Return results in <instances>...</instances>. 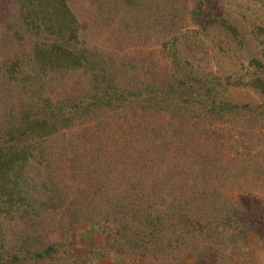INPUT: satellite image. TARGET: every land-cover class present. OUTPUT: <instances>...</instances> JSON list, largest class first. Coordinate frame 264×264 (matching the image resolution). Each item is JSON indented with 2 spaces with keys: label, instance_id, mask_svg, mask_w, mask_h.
<instances>
[{
  "label": "trees",
  "instance_id": "obj_1",
  "mask_svg": "<svg viewBox=\"0 0 264 264\" xmlns=\"http://www.w3.org/2000/svg\"><path fill=\"white\" fill-rule=\"evenodd\" d=\"M190 1L193 7L189 10L187 0L119 1L118 8L122 13L118 11L119 21L116 28L107 33V37H110V41L117 40L119 44L133 46V40L138 39L139 35L143 36V31L145 35L155 24L162 25L156 37H171L170 46L164 48L170 59V67L158 69L151 60L145 63L141 59L137 63V60L125 59L123 62L124 58L118 59L114 57V52H106L102 47L87 40L88 34H91V37L98 36L95 30L100 26L88 28L84 23H79L74 11L68 6L71 0H11L8 8L13 10L10 13L11 20L16 24L12 23V26L8 23L6 27L8 26L9 30L0 40V215L9 216L10 222L17 221L21 227L14 239L6 242V248L0 226V264H28L26 261L44 264L52 254H68L69 250L76 254L75 259H72L76 261L71 264H84L78 259L83 258L86 253L89 237L93 238L96 234L100 240L92 241L93 251L102 252L106 261L123 255L138 257L142 261L141 264H157L158 254L171 256L169 252H173L172 244L170 240L167 244L163 243L165 238L162 240L164 235L163 230H160V225L165 219L155 214L150 215L156 193L146 192L142 185L135 188L134 193L130 186H125L121 192L115 193L111 185L115 182L112 179L115 176L112 175V168H108L104 161H100L101 177L90 176L91 171L80 177L82 170L90 163H84L81 150L77 143H74L76 140H73L69 154L78 165H74V170L71 171L75 174L69 179L76 184L74 188L76 187L78 193L74 194L79 199L66 209L65 229L68 231L58 233L59 240L42 241L41 236L35 233L41 230L42 225L37 216H33L31 203L37 200L39 195L42 198L37 202L41 208L56 209L57 200L62 201L63 198L48 193L49 182L53 181L54 189L60 187L56 185L62 182L59 179L52 180L49 172L45 174L47 181L42 182V170L48 167L56 169V154L49 152L46 156L40 155V159L37 154L36 158L35 148L38 143L33 142L43 140L44 134L54 136L60 128L69 127L74 122L72 116H76L77 120H83L89 114L95 117L134 98L135 102L141 99L139 102L142 104V110H150L149 117L155 123L161 116L182 121L187 116L186 122L194 118L191 123H195L200 110L207 117L214 115V118L218 119L241 107L228 99L225 94L227 85L247 84L264 93V25L255 22L250 24L247 30L241 21L221 9L223 0H219L218 9L215 6L217 0ZM187 18L194 21L204 18L206 25L202 28H199V25L198 30H191L186 25ZM213 26H216V29H213ZM217 30L220 32L216 33ZM29 33L35 35L36 42L31 47L23 48V37ZM195 33H202L209 38L207 40L215 50H210L208 58L215 59V69L219 73L212 69L211 63L206 60L207 56L202 58V61L195 62L186 55L183 48L188 44L189 37ZM214 36L217 38L216 42ZM236 51L246 54V60H238L234 56ZM237 63L241 69L246 67V71L235 74L233 68ZM67 69L89 74V87L85 92H69L70 95H76H69L63 100L59 95L51 93L47 98H43V101H36L30 109L19 105V102L9 101L13 87L9 85L40 84L43 80L47 81L45 78L48 75H51L49 79L54 80L55 76H61ZM250 69L253 70V75L245 81V74H251ZM142 71L147 73L148 77L141 74ZM133 73L147 79L138 82L136 77L130 76ZM57 88L55 84L56 91ZM130 94L134 98H130ZM146 104L149 105L148 109L143 106ZM242 107L248 108L254 119L247 118L249 123H262L263 113L253 110L249 105L243 104ZM180 111H184L183 114L179 115ZM140 125L141 123L135 126L127 122L125 129L131 136H136ZM195 130L198 131L197 123ZM207 131L210 130L205 128L204 133ZM222 132L223 129L216 133L217 139L221 136L227 142L230 140L235 141V144L239 143L240 135L230 131L223 135ZM191 137H194L193 132ZM246 139L247 141H241L243 145L252 143L259 146V152L263 153L258 135ZM57 148L59 153L63 149L59 145ZM43 163L45 166L41 169ZM71 164L74 162L71 161ZM88 181L92 184L96 182L97 186L91 188ZM263 208L255 207L252 215L253 217L255 213L254 223H262ZM242 209L246 210L245 207ZM241 212L244 214L246 211H235L234 214L239 215ZM167 217L168 215H165V218ZM231 220L236 222L238 219L234 221L228 214L224 222L229 224ZM29 222L33 223L32 229H22ZM243 222L244 219L238 223ZM78 223H87L88 226L82 233L76 234L72 229ZM190 225L198 231L203 228L197 220L190 221ZM44 232L46 233V230L42 233ZM63 240L66 241L64 244ZM79 242L84 243V254L81 248L78 251L74 249ZM150 253L154 254L151 259L148 257ZM92 260L96 262L97 258L92 257Z\"/></svg>",
  "mask_w": 264,
  "mask_h": 264
},
{
  "label": "rangeland",
  "instance_id": "obj_2",
  "mask_svg": "<svg viewBox=\"0 0 264 264\" xmlns=\"http://www.w3.org/2000/svg\"><path fill=\"white\" fill-rule=\"evenodd\" d=\"M119 1L124 0H71L68 6L72 12L74 11L79 23H84L88 28L100 26L95 30L98 36L91 37V34L86 36V39L94 45L102 47L106 52L109 50L114 52V57L124 58L123 62L126 61L125 59H134L137 63L141 59L145 63L151 60L158 69L160 67L169 68L170 59L166 49L170 46L171 37L166 39L156 37L162 25L152 26L153 28L145 34L147 37L143 31L141 34L143 36L139 35L138 39L133 40V46L119 44L117 40L110 41V37H107V33L116 28L120 17L119 12L122 13L118 8ZM223 2L221 9L228 11L236 20L241 21L247 30L250 28L248 26L255 22L264 25V0H223ZM10 3L11 0H0V40L9 30L6 25L16 24L14 20H11L10 13L13 10L8 8ZM218 3L219 0L215 3L217 9L220 8ZM187 4L188 10L192 9L190 0H187ZM186 25L191 30H198L206 25V21L204 18L199 21L187 18ZM213 29H216V26H213ZM189 39L188 44L183 45L186 55L195 62L202 61V58L207 56L206 60L208 59L211 63L212 69L219 73L215 69V59L208 58L211 54L210 50H215L207 40L209 38L202 33H195ZM213 39L216 42L215 36ZM35 42V35L29 33L23 37L22 46L23 48L31 47ZM234 56L238 60H246V54L243 52L236 51ZM145 69L142 68V70ZM233 69L237 74L246 71L247 68L242 67L241 69L240 64L237 63ZM252 71L250 69L251 74H245V81L253 75ZM141 74L147 76V73L143 71ZM49 76L51 75L45 78L47 81L43 80L40 84L9 85L13 86L11 99L9 98L11 94L8 96L9 101L19 102V105L30 109L36 101L39 103L38 100L47 98L51 93L59 95L63 100L70 95L69 92H85L89 87L90 76L87 72L85 74L82 71L67 69L62 72L61 76H55L54 80L49 79ZM130 76L136 77L138 82L147 79L135 73ZM55 84L58 86L57 91ZM23 87L26 89L23 90ZM225 90L228 99L240 104L241 107L236 108L231 114H226L224 118L217 119L214 115L207 117L200 110L195 123H191L194 118L186 122L187 116L183 121L169 120L168 117L161 116L155 123L149 117L150 110H142V104L139 102L141 99L138 100L136 97L138 102H135L134 96L130 94V98L134 99L118 108L112 107L110 111L105 110V113L95 117L92 114L86 115L83 120H77L76 116H72L74 122L72 119L73 123L69 127L60 128L54 136L42 135L43 140L33 142V144L38 143V147L35 148L37 149L35 150L36 158L37 154L40 159V155L46 156L49 152L51 154L55 152L56 169L48 167L42 170L40 173L42 178H40L45 183L47 181L45 174L49 172L53 177L52 180L59 179L62 183L56 185L60 186L55 188L56 190L52 184L53 181L49 182L50 192L48 193H54V197L63 199L62 201L57 200L58 203L54 210L40 207L37 200L42 196L37 195V200L32 201L33 216L35 218L37 216V220L42 225L41 230H46V233H42L41 230L35 233L41 236L42 241H54L59 240L58 233L63 234L68 231L65 229L66 209L79 199L75 195L77 189L74 185L76 184L69 179L75 174L71 171L74 170V165H78L69 154L73 140H76L74 143H77L80 148L82 155L80 156L84 163H90L86 169L82 170L80 177L89 171H91L90 176L101 177L99 174L100 161H104L108 168H112V175L115 176L112 178L115 182L111 184L115 193L121 192L125 186H130L134 193L135 188L141 185L146 192L156 193L153 211L150 215L155 214L165 219L160 225L162 228L159 229L163 230L162 240L165 238L163 243L167 244L170 240L173 251L169 252L171 256L167 257L158 254L159 263L157 264H264V218L262 223L259 221L258 224L254 223L255 213L252 217L255 207H264V93H260L258 89H253L247 84L227 85ZM243 104L263 113L262 123L259 121L256 124L249 123L247 118L252 119V115L248 108L242 107ZM143 106L145 109L149 108L147 104ZM183 112L180 111L179 115ZM127 122L135 126L141 123L140 128L138 127L140 131L136 136H131L126 130ZM196 123L198 131L195 130ZM205 128L210 130L206 134L204 133ZM221 129L224 130L223 135L226 131L240 135L239 143L235 144V141L230 140L227 142L221 136L217 139L216 133ZM192 132L194 137H191ZM255 135L260 138L259 145L262 146V154L259 152V146L252 143L242 144L244 140L247 141V137ZM58 145L63 147L60 153ZM71 161L74 164H71ZM44 166L43 163L40 168L43 169ZM88 183L91 188L97 186L96 182L92 184L88 181ZM57 207L60 208L57 209ZM243 207L246 210L242 209ZM235 211L246 212L238 215L234 214ZM228 214L234 221L238 220L236 222L231 220L229 224L224 222ZM165 215L168 217L165 218ZM9 219V216L5 214L0 215L1 234L4 236L6 248L8 246L6 242L14 239V235L16 236L21 227L17 221L10 222ZM243 219L245 222L239 224L238 222ZM194 220L201 222L203 226L201 231L192 225L189 226L190 221ZM32 225L33 223L29 222L22 229L30 231ZM87 226V223H78L73 226L72 230L79 234ZM206 235L210 237L207 238ZM96 239L100 240L98 234L93 238L89 237L85 254L83 253L85 251L82 246L83 242L74 246L76 251L81 248L84 254L83 258L80 256L79 261H83L84 264H115V262L116 264H141L142 261L134 256L120 255L115 256V260H104L102 252L93 251L92 241ZM64 242L66 241L63 240L62 244ZM74 255L76 254H73L72 250H69L68 254L58 252L52 254L44 264H71L76 261L72 260L75 259ZM153 255L150 253L149 259ZM92 257L97 258V261H93ZM26 262L37 264L38 261Z\"/></svg>",
  "mask_w": 264,
  "mask_h": 264
}]
</instances>
